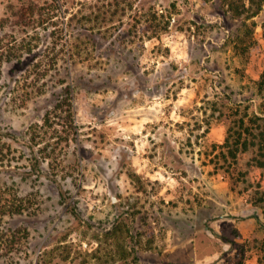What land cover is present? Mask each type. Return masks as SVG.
Returning <instances> with one entry per match:
<instances>
[{
  "label": "rangeland",
  "instance_id": "obj_1",
  "mask_svg": "<svg viewBox=\"0 0 264 264\" xmlns=\"http://www.w3.org/2000/svg\"><path fill=\"white\" fill-rule=\"evenodd\" d=\"M263 71L264 0H0V195L31 202L0 264H264V167L213 110Z\"/></svg>",
  "mask_w": 264,
  "mask_h": 264
},
{
  "label": "trees",
  "instance_id": "obj_2",
  "mask_svg": "<svg viewBox=\"0 0 264 264\" xmlns=\"http://www.w3.org/2000/svg\"><path fill=\"white\" fill-rule=\"evenodd\" d=\"M34 10L31 5L22 7L18 12V21L29 24L34 17ZM257 90L262 97L258 109L251 111V105L244 102L226 104L214 101L213 110L219 111L220 117H224L226 121L227 134L224 142L218 145L223 157L237 160L241 152L252 150L253 156L249 164L264 167V71L257 81ZM261 200H264V191ZM29 201L25 197L7 199L0 195V256L17 252L21 241L27 236V229L22 227L5 230L4 219L8 215L23 213L30 207ZM113 231L109 233L114 234L117 229Z\"/></svg>",
  "mask_w": 264,
  "mask_h": 264
}]
</instances>
